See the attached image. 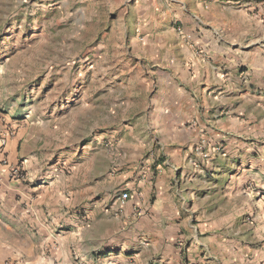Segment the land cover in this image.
Listing matches in <instances>:
<instances>
[{"label":"crops","instance_id":"obj_1","mask_svg":"<svg viewBox=\"0 0 264 264\" xmlns=\"http://www.w3.org/2000/svg\"><path fill=\"white\" fill-rule=\"evenodd\" d=\"M213 2L192 1L187 14L177 16L185 34L179 53L169 52L152 72L155 86L140 114L157 146L141 171L126 174L110 205L121 226L118 237L92 243L85 227L73 222L75 214L68 215L54 179L35 175L20 182L0 164V224L9 232L4 238L12 263L243 260L230 231L244 223L237 200L249 206L264 199V21L249 15L253 2L235 1L229 16ZM4 150L12 161L13 141ZM250 182L262 194L250 190ZM123 190L128 198L121 204Z\"/></svg>","mask_w":264,"mask_h":264},{"label":"rangeland","instance_id":"obj_2","mask_svg":"<svg viewBox=\"0 0 264 264\" xmlns=\"http://www.w3.org/2000/svg\"><path fill=\"white\" fill-rule=\"evenodd\" d=\"M192 1L203 0H0V134L10 133L0 164L20 182L54 179L92 243L118 237L110 205L126 174L141 171L155 152L140 113L149 106L155 66L179 53L185 34L177 16ZM235 1L213 3L229 16ZM242 1L253 2L252 20L264 21V0ZM10 140L12 161L4 150ZM238 205L244 223L230 231L244 255L232 264H264V199L248 206L241 197ZM8 233L0 224V264H14Z\"/></svg>","mask_w":264,"mask_h":264},{"label":"built area","instance_id":"obj_3","mask_svg":"<svg viewBox=\"0 0 264 264\" xmlns=\"http://www.w3.org/2000/svg\"><path fill=\"white\" fill-rule=\"evenodd\" d=\"M9 131L4 128V130H2L1 134H0V146H4L6 144V140L9 136ZM204 157L207 156V154L203 153ZM128 198V193L126 190H123L119 195H118V200L120 201L121 204H123L125 202V200Z\"/></svg>","mask_w":264,"mask_h":264}]
</instances>
